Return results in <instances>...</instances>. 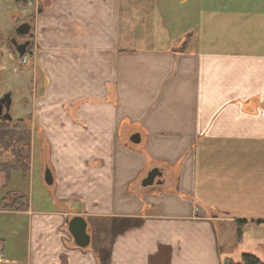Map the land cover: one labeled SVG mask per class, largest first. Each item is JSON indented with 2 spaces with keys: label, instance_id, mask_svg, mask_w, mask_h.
I'll return each instance as SVG.
<instances>
[{
  "label": "crops",
  "instance_id": "0c3cea01",
  "mask_svg": "<svg viewBox=\"0 0 264 264\" xmlns=\"http://www.w3.org/2000/svg\"><path fill=\"white\" fill-rule=\"evenodd\" d=\"M41 2L29 181L53 208L15 173L26 241L0 264L264 262V0Z\"/></svg>",
  "mask_w": 264,
  "mask_h": 264
},
{
  "label": "rangeland",
  "instance_id": "374dc122",
  "mask_svg": "<svg viewBox=\"0 0 264 264\" xmlns=\"http://www.w3.org/2000/svg\"><path fill=\"white\" fill-rule=\"evenodd\" d=\"M39 8H43L41 0H29L27 4L17 3L15 0H0V97L9 92L11 93L12 104L10 112L11 120L14 121L10 124L11 134L9 138H12V140L6 139V142H9L11 147L6 149L0 144V162H2L0 163V169L15 166L26 167L28 162L30 165V159L28 161L27 158L28 155L31 156V165L33 167V171L31 172L30 166V170L25 175L20 172H14L10 186L7 185L9 180L6 178V173H0V237L3 235L10 236L6 243L8 248L10 247V239H17L20 245L24 244L27 232V215L9 214V212H18L20 209L10 211L6 207V204L8 206L12 203L21 202L17 197L19 193L25 196L27 202L29 201L25 193H21L13 186L12 181L15 173H19L23 180L26 181L24 183L28 196L29 188H31L30 197L34 201V208H53L51 195L47 190H43L39 186L37 175L29 181L31 174L35 170L40 169L44 159L41 147L39 148L35 144V140L38 137V127L33 123V115L30 112L34 104L33 92L37 90L35 85L38 87L39 84L37 82L40 83L42 81L40 65L34 54L35 46L30 49L29 54L31 51L33 53L30 56L28 54L26 59L19 58L16 51H13L15 48L13 50L10 49V46L13 47L10 39L16 36L18 25L24 21L32 23V17L38 13ZM20 120L25 121L24 125L15 123ZM11 229H14L13 234H11ZM0 254L4 256L1 251Z\"/></svg>",
  "mask_w": 264,
  "mask_h": 264
},
{
  "label": "water",
  "instance_id": "95a60500",
  "mask_svg": "<svg viewBox=\"0 0 264 264\" xmlns=\"http://www.w3.org/2000/svg\"><path fill=\"white\" fill-rule=\"evenodd\" d=\"M30 25L28 23H24L17 28L18 34L27 35L30 32ZM17 52L20 56L25 55L27 43L18 44L16 39L13 40ZM11 104H12V95L11 93H7L4 96L0 97V120H11ZM161 176V172L159 169H154L149 173L148 178L145 180L144 184H153L156 178ZM45 180L48 184L53 183V176L51 170L48 169L45 174ZM69 230L73 234L75 238V243L81 247H86L90 243V236L87 232V222L82 216H75L69 221Z\"/></svg>",
  "mask_w": 264,
  "mask_h": 264
},
{
  "label": "trees",
  "instance_id": "16d2710c",
  "mask_svg": "<svg viewBox=\"0 0 264 264\" xmlns=\"http://www.w3.org/2000/svg\"><path fill=\"white\" fill-rule=\"evenodd\" d=\"M17 3H23V4H27L29 2V0H15ZM14 122L13 120H0V144H2L3 147L10 148L11 144L9 142H6V139L12 140V138H9V135L11 134L10 131V124ZM24 120H20L17 123V125L21 124L24 125ZM31 156H27L28 161L30 159V165L29 162L27 163L26 167H19V166H15V167H5L3 169H0V173H6V178L7 180H9L8 184L10 186L11 184V177L13 175L14 172H20L22 175H25L28 173V171L30 170V166H31ZM2 163V162H0ZM26 178V177H25ZM21 202L20 203H16V204H11L8 205L6 204V207L9 208L10 211H14L16 209H20L19 211H25L29 208V201L27 202L25 199V196L23 194L19 193V196H17ZM8 203V202H7ZM5 205V204H4ZM226 264H264V262L258 258L257 256L253 255V254H244L242 257V263H236L233 262L231 260H227Z\"/></svg>",
  "mask_w": 264,
  "mask_h": 264
},
{
  "label": "flooded vegetation",
  "instance_id": "af4514ba",
  "mask_svg": "<svg viewBox=\"0 0 264 264\" xmlns=\"http://www.w3.org/2000/svg\"><path fill=\"white\" fill-rule=\"evenodd\" d=\"M24 23H28V24L30 25V27H31L29 34H27V35L18 34V33H17V28H18L20 25L24 24ZM18 27L16 28V34H15L16 36H15V37H12V39H10V43H11L12 46H13V47L10 46V49L13 50V48H15V50H13V51H16V53L19 55V53L17 52L16 46H15L13 40L16 39V41H17L18 44H25V43H27V48H26V53H25V55H23V56H20V55H19V58H25V57L27 58L30 49H31V48L33 49V47L35 46V43H34V36H33V32H32V23H31V22H28V21H26V22L24 21V22H22L21 24H19ZM34 52H35V51H34ZM32 53H33V51H31V53L29 54V56H30Z\"/></svg>",
  "mask_w": 264,
  "mask_h": 264
},
{
  "label": "built area",
  "instance_id": "2783aa9c",
  "mask_svg": "<svg viewBox=\"0 0 264 264\" xmlns=\"http://www.w3.org/2000/svg\"><path fill=\"white\" fill-rule=\"evenodd\" d=\"M25 59H26V57H25ZM3 259H4V256L2 254H0V262L4 261Z\"/></svg>",
  "mask_w": 264,
  "mask_h": 264
}]
</instances>
